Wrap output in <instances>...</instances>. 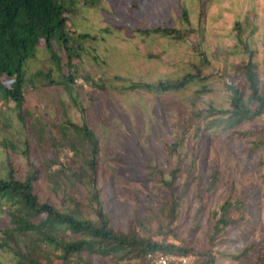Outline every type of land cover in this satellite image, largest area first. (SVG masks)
<instances>
[{
  "label": "rangeland",
  "instance_id": "rangeland-1",
  "mask_svg": "<svg viewBox=\"0 0 264 264\" xmlns=\"http://www.w3.org/2000/svg\"><path fill=\"white\" fill-rule=\"evenodd\" d=\"M94 2H68L66 29L78 52L71 71L63 49L56 47L59 69L40 47L27 64L22 109L0 95V173L6 176L11 164L23 178L31 162L40 172L36 188L42 201L62 208L74 184L75 199L88 205V189L71 178L90 155L88 145L78 157L71 147L84 143L76 127L87 125L99 138L97 188L114 227L126 229L136 210L159 213L162 199L161 220L174 234L152 233L153 240L189 242L205 257L215 256L214 264H237L236 256L252 245L249 264H258L264 258V155L251 143L264 144V115L226 130L219 126L223 116L214 111L234 109L230 86L242 90L239 73L250 61L264 88V0ZM189 74L194 80L177 90L126 89L134 83H176ZM63 76L74 78L70 89ZM52 161L48 172L44 165ZM172 171L180 199L170 223L172 200L159 178L171 181ZM216 179L200 203L199 186L203 190ZM231 197L244 202L243 218L210 241L212 215ZM1 208L0 264H14L7 245L30 251L32 244L14 232ZM91 260L117 264L100 255Z\"/></svg>",
  "mask_w": 264,
  "mask_h": 264
},
{
  "label": "trees",
  "instance_id": "trees-1",
  "mask_svg": "<svg viewBox=\"0 0 264 264\" xmlns=\"http://www.w3.org/2000/svg\"><path fill=\"white\" fill-rule=\"evenodd\" d=\"M69 1L72 0H0V95L4 99L15 102L19 110L25 103L27 64L35 57L40 47L48 51L59 69H63V66L56 47L63 49L68 59L67 67L70 71L73 68L72 62L78 56V52L72 43L71 34L66 29L65 14L71 11ZM85 3L94 4L95 2L85 0ZM156 31L159 32L160 29ZM162 32L170 35L176 31L162 29ZM239 74L244 82L242 90L239 89L240 87L230 86L234 109L231 112L214 111L217 115L223 116L219 126L226 130L240 128L245 123L264 115V88H260L259 74L253 62L246 64ZM63 77L66 80L64 85L70 89L68 82L73 83L74 78ZM194 78L189 74L176 83L162 81L157 84L134 83L126 89L168 92L183 87ZM5 81L8 83L6 84ZM53 84L54 81L49 80L48 85ZM248 90H251L249 100L243 102L244 94ZM198 118L203 117L199 115ZM200 125L203 128L204 123ZM76 129L82 132L84 141V143H75V146L71 143L76 157L79 156L81 147L85 145H88L90 155L88 160H85V164L72 172L71 178L75 180V184L88 189L90 194L88 205L75 199L74 184L71 195L63 200L62 208H58L50 201H42L36 188L40 172L31 162L28 163V172L23 178H19L11 164L7 166L6 176L0 173L1 211L9 218L14 232L32 244L30 251L7 245L16 257L14 264H73L74 262L94 264L91 258L95 255L115 260L117 264L123 262L131 264L133 261L149 264L146 259L147 254L156 251L175 255L194 254L196 249L190 246L189 242L183 241L182 245L175 246L153 240L152 233L174 234L173 230L164 228L161 220L160 213L164 211L161 208L165 205L162 199L158 200L161 205L158 208L159 213L149 210L147 215H142L140 210H136L126 229L113 226L109 214L104 210L100 191L97 188L99 138L87 125L77 126ZM211 129L209 126L205 128L207 131ZM253 135L257 134L253 133ZM259 140L251 143L252 149L264 155V144ZM177 146L178 144H175L172 147L176 150ZM54 163L55 161H52V164L44 165L48 172ZM175 173V171L171 172V181L159 178V182L168 189V196L172 200L168 208L170 223H172L171 219L175 218L180 199V196L176 194L177 187L173 183ZM158 175L161 174L155 170L153 176L157 178ZM216 184L217 179L203 190L202 186H199L200 203H203L206 197L208 198L212 187ZM232 201H235V204ZM240 206H242L241 209ZM244 209L242 200H235L234 197L225 200L219 212L212 215L215 223L214 235L210 241H214L218 234L224 233L229 226L242 219ZM153 229L156 231L152 232ZM251 251H253L252 245L244 248L239 256H236L237 264H249ZM196 253L194 254L197 257L195 264L215 263V256L207 254L205 257L204 253ZM86 255L90 257L85 260ZM200 257L206 260L200 262L198 261ZM258 264H264V258H259Z\"/></svg>",
  "mask_w": 264,
  "mask_h": 264
},
{
  "label": "built area",
  "instance_id": "built-area-1",
  "mask_svg": "<svg viewBox=\"0 0 264 264\" xmlns=\"http://www.w3.org/2000/svg\"><path fill=\"white\" fill-rule=\"evenodd\" d=\"M146 259L149 264H195L197 257L194 254L175 255L156 251L147 254Z\"/></svg>",
  "mask_w": 264,
  "mask_h": 264
}]
</instances>
